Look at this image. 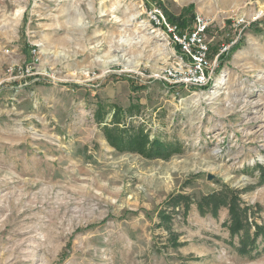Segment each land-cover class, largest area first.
<instances>
[{
    "label": "rangeland",
    "instance_id": "374dc122",
    "mask_svg": "<svg viewBox=\"0 0 264 264\" xmlns=\"http://www.w3.org/2000/svg\"><path fill=\"white\" fill-rule=\"evenodd\" d=\"M157 8L210 23L209 88L158 79ZM106 129L177 151L149 158ZM261 168L264 0H0V264H264V243L236 250L227 208L197 205L225 184L264 227Z\"/></svg>",
    "mask_w": 264,
    "mask_h": 264
},
{
    "label": "trees",
    "instance_id": "16d2710c",
    "mask_svg": "<svg viewBox=\"0 0 264 264\" xmlns=\"http://www.w3.org/2000/svg\"><path fill=\"white\" fill-rule=\"evenodd\" d=\"M164 15L168 23L176 25L179 30L184 31L190 26L189 21H181V18L175 19L168 15L165 10ZM195 18L196 17L191 18L192 22ZM117 113L118 110L114 112L113 121L117 119ZM106 115H109V112H106L105 108L102 109L99 107L95 117L97 121H103L106 118ZM114 123L117 122L114 121ZM108 133L110 142L113 146L137 151L149 158H161L166 160L174 151H177L172 148V145H166L158 141L150 142L147 137L143 138L138 135L134 137L131 134L126 137V133L122 132L121 135H118L117 131H108ZM147 144L148 146L146 148ZM261 169L264 171L263 168ZM241 193L242 192L239 189L231 188L224 184L219 190L202 197L197 205L202 213L211 212L215 216L221 208H227L229 210V220L226 223V226L230 230L231 237L238 236L239 238L236 250L240 255L252 257L254 252H257L255 255H258V250L261 249V246L264 243V227L249 222V215L252 213L249 208L242 206L240 199ZM181 201L182 200L179 197L173 198L168 202V207L170 206L175 209L176 207H179ZM182 203L185 202L182 201ZM252 228H255L254 232H252Z\"/></svg>",
    "mask_w": 264,
    "mask_h": 264
},
{
    "label": "built area",
    "instance_id": "2783aa9c",
    "mask_svg": "<svg viewBox=\"0 0 264 264\" xmlns=\"http://www.w3.org/2000/svg\"><path fill=\"white\" fill-rule=\"evenodd\" d=\"M150 15L155 31L159 30L169 46L171 61L168 67L158 74V79L176 88L200 91L209 88L215 81V68L209 58L210 42L207 39L210 23L197 16L194 24L182 31L176 25L168 23L162 10L152 9ZM245 24L244 20L238 22L239 26H246ZM6 51L9 53V50ZM34 53H37L36 50Z\"/></svg>",
    "mask_w": 264,
    "mask_h": 264
},
{
    "label": "bare ground",
    "instance_id": "6f19581e",
    "mask_svg": "<svg viewBox=\"0 0 264 264\" xmlns=\"http://www.w3.org/2000/svg\"><path fill=\"white\" fill-rule=\"evenodd\" d=\"M22 13V11L21 12H19V15Z\"/></svg>",
    "mask_w": 264,
    "mask_h": 264
}]
</instances>
